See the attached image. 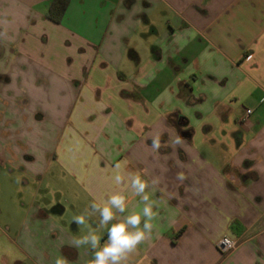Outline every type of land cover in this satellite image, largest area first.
I'll use <instances>...</instances> for the list:
<instances>
[{"label": "crops", "instance_id": "obj_1", "mask_svg": "<svg viewBox=\"0 0 264 264\" xmlns=\"http://www.w3.org/2000/svg\"><path fill=\"white\" fill-rule=\"evenodd\" d=\"M52 2L0 0V167L68 165L81 212L139 172L157 218L126 264H264V0H68L59 24ZM49 206L0 227V264H91L98 215Z\"/></svg>", "mask_w": 264, "mask_h": 264}, {"label": "clouds", "instance_id": "obj_2", "mask_svg": "<svg viewBox=\"0 0 264 264\" xmlns=\"http://www.w3.org/2000/svg\"><path fill=\"white\" fill-rule=\"evenodd\" d=\"M151 146L158 151L161 147L159 139L154 138ZM125 168L123 162L113 168L110 178L116 191L108 194L106 199L102 198L101 203L94 202L90 209L86 208L82 214L73 217L77 225H86L87 219L95 215L99 217L96 230H89L72 242L77 248L88 247L93 255L91 264H126L129 256L151 238L157 213L146 191L149 181L139 172L124 173ZM178 179L183 180V174H179ZM151 183L154 185L158 180L154 179ZM125 193L133 199L139 197V204L142 205L139 211H129V199ZM102 229L107 230V239L97 234ZM57 264H60L59 260Z\"/></svg>", "mask_w": 264, "mask_h": 264}, {"label": "rangeland", "instance_id": "obj_3", "mask_svg": "<svg viewBox=\"0 0 264 264\" xmlns=\"http://www.w3.org/2000/svg\"><path fill=\"white\" fill-rule=\"evenodd\" d=\"M139 53L143 55L142 52ZM44 128L46 126L40 125L38 132H44ZM38 132L36 131L34 135L40 138ZM42 148L43 151L49 150L55 154L52 147ZM38 165L41 169L39 175L8 165L0 167V227L6 229L8 225L11 234L18 231L26 219L32 217L36 207L45 208L46 205H50L46 208L48 210L57 206L66 208L63 217L55 219L71 221L73 217L83 212L74 211L69 205L89 202L82 191V184L73 177L68 165L54 158L39 162Z\"/></svg>", "mask_w": 264, "mask_h": 264}, {"label": "trees", "instance_id": "obj_4", "mask_svg": "<svg viewBox=\"0 0 264 264\" xmlns=\"http://www.w3.org/2000/svg\"><path fill=\"white\" fill-rule=\"evenodd\" d=\"M67 6L68 0H53L49 7L47 18L50 21L59 24L64 16Z\"/></svg>", "mask_w": 264, "mask_h": 264}, {"label": "built area", "instance_id": "obj_5", "mask_svg": "<svg viewBox=\"0 0 264 264\" xmlns=\"http://www.w3.org/2000/svg\"><path fill=\"white\" fill-rule=\"evenodd\" d=\"M251 114L250 110L245 111V116H248ZM237 248V244L234 241H231L227 238H223L218 244L217 249L222 254H229L233 252Z\"/></svg>", "mask_w": 264, "mask_h": 264}]
</instances>
